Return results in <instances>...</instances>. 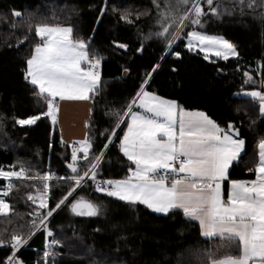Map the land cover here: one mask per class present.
Returning <instances> with one entry per match:
<instances>
[{"label": "trees", "instance_id": "trees-1", "mask_svg": "<svg viewBox=\"0 0 264 264\" xmlns=\"http://www.w3.org/2000/svg\"><path fill=\"white\" fill-rule=\"evenodd\" d=\"M103 6L104 0H0V167L12 170L14 166L19 170L23 164L29 176L55 173L56 179L48 182L50 209L71 187L60 178L71 175L67 164L72 162V149L61 143L57 125L44 115L46 102L35 95L38 90L25 79L26 59L39 42L35 26L48 23L72 26L74 36L86 41L91 38L90 54L96 50L103 57L100 91L91 96V115L87 121V137L93 142L89 160L92 152H98L105 142L101 133L112 126L114 117L107 113L123 111L139 90L145 73L159 64L146 85L147 90L175 100L186 110L205 112L221 127L233 123L246 141V154L241 163L233 166L230 180L254 179L255 174L248 168L254 166L256 143L264 136V117L258 105L237 94L264 91L260 83L264 70L257 71L264 62V19L258 18L259 13L257 18L251 14L224 15L204 25L209 34L221 35L236 45L239 56L225 61L215 57L205 59L203 53L188 51L186 38L173 46L174 51L181 53L179 57L162 40L144 39L141 33L156 31L153 26L156 10L151 0H107V9L101 16ZM14 11L22 16H14ZM124 12L131 14L134 23H125L120 18ZM145 12L147 15L136 18L138 13ZM113 41L127 44L128 48L120 49ZM245 71L252 75L255 84L244 83ZM30 116L39 119L32 125L16 123L17 119ZM127 121L125 117V124L116 129L119 136L123 135ZM113 141L100 163L104 179H122L130 165L119 151V141L115 138ZM86 166L87 162L81 160V171ZM12 182L15 188L7 199L15 213L9 218L0 216V231H4L5 239L13 231L27 232L19 225L30 222L29 213L38 207L27 200V195L35 194L36 188L42 189L38 181ZM6 184V180L0 179V188ZM80 196L100 204L101 214L77 218L65 205L53 213L48 225L62 243L57 249L61 253L57 264H206L204 251L220 256L229 250L221 247L226 242L218 238H203L198 223L187 221L182 212L158 215L141 204L96 192L91 181L77 188L66 204ZM44 243V231H37L20 249L19 259L24 264H37ZM10 254L9 247L0 246V261Z\"/></svg>", "mask_w": 264, "mask_h": 264}, {"label": "snow or ice", "instance_id": "snow-or-ice-1", "mask_svg": "<svg viewBox=\"0 0 264 264\" xmlns=\"http://www.w3.org/2000/svg\"><path fill=\"white\" fill-rule=\"evenodd\" d=\"M151 3L156 10L153 16L156 31H149L147 35L141 33L144 39L155 37L162 40L169 51H174L176 42L186 38L187 50H199L205 59L214 55L226 61L239 56L235 44L205 30L204 25L209 20L235 14L241 17L251 14L257 18V12L258 18L264 19V0H228L227 5L225 0H151ZM106 9L107 0H104L101 16ZM113 11L116 9L113 8ZM13 15L21 17L22 13L14 11ZM140 15L147 13H138L136 18L139 19ZM120 18L125 23H134L128 12L121 13ZM34 31L39 42L35 43L26 59L25 79L38 90L35 95L42 97L47 106L44 115L55 124L57 98L88 100L90 93L100 91L103 57L96 50L90 54L91 38L86 41L74 36L72 26L40 23ZM113 44L120 49L128 48L127 44L116 41ZM174 55L179 57L181 53L174 51ZM159 66L156 64L145 73L139 90L123 111L107 113L114 117L112 126L101 133L105 142L98 152H92L91 160V139L86 136L74 142L77 146L71 150L72 162L67 164L71 175L60 178L71 187L54 208L48 206V182L53 179L54 173L29 176L23 164L19 170H15L14 166H11L12 170L0 167V179L8 181L0 188V216L9 218L15 213L7 199L15 188L13 178L42 184V189L36 188L35 194L30 192L27 195L28 201L38 204L29 213L32 217L30 222L19 225L27 232L13 231L5 239L4 231H0V246L11 249V254L0 264H24L17 252L40 230L45 233V243L37 264H57V257L61 256L57 249L62 243L48 225L53 213L65 205L75 216L96 217L101 214V205L83 196L66 204L77 188L88 181L92 182L96 192L107 197L130 204L139 202L156 213L166 215L181 211L187 221L198 222L203 238H218L226 242L221 247L229 249L220 256L213 251H204L206 264H264V136L256 143L254 166L248 168L255 174V179L230 180L225 199L224 182L229 179L230 168L242 162L246 141L233 123L221 127L205 112L186 110L175 100L148 91L146 85ZM261 70H264V62L258 65L257 71ZM243 77L245 84L256 83L247 71ZM260 83L264 87V77ZM237 95L247 97L258 105L264 117V91H242ZM125 117L129 122L123 135L119 136L116 129L125 124ZM38 119L39 116H30L17 119L16 123L32 125ZM113 138L119 141V151L130 162L122 179H104L100 169L109 145L114 142ZM81 160L87 162L83 171L79 167ZM44 209L47 211H41Z\"/></svg>", "mask_w": 264, "mask_h": 264}, {"label": "crops", "instance_id": "crops-1", "mask_svg": "<svg viewBox=\"0 0 264 264\" xmlns=\"http://www.w3.org/2000/svg\"><path fill=\"white\" fill-rule=\"evenodd\" d=\"M230 58H234V57H230ZM92 94L93 93L89 94L90 99L88 100H60L59 98H57L58 111H57V120L55 124L58 127L60 140L63 145H66L72 148L73 146H75L74 142L80 141L87 136V121L91 115V108H92L91 96ZM134 110H139V109L134 108ZM245 151H246V145H245ZM244 156L245 154L242 153L241 160ZM232 170H233V167L230 168L229 170V179L224 182L225 199L227 198V192H228V187L230 183V175L232 173ZM135 204H140V203L137 202ZM156 214L161 215V216L166 215L162 213H156Z\"/></svg>", "mask_w": 264, "mask_h": 264}, {"label": "rangeland", "instance_id": "rangeland-1", "mask_svg": "<svg viewBox=\"0 0 264 264\" xmlns=\"http://www.w3.org/2000/svg\"><path fill=\"white\" fill-rule=\"evenodd\" d=\"M195 52H199V50H196ZM201 53V52H200ZM210 57H215L214 55H210ZM72 149V148H71ZM55 174V173H54ZM54 179H56V174L53 176V179L52 180H54ZM51 180V181H52ZM12 181H21V180H17V179H15V178H13V180ZM24 181H31V180H24ZM6 182H8V181H6ZM50 182V181H49ZM67 202V201H66ZM11 204V203H10ZM63 206V205H62ZM46 210V209H45ZM47 211V210H46ZM1 217H3V216H1ZM51 218V217H50ZM50 218H49V220H50Z\"/></svg>", "mask_w": 264, "mask_h": 264}, {"label": "built area", "instance_id": "built-area-1", "mask_svg": "<svg viewBox=\"0 0 264 264\" xmlns=\"http://www.w3.org/2000/svg\"><path fill=\"white\" fill-rule=\"evenodd\" d=\"M100 75H101V68H100ZM75 146H77V145H75ZM79 155H81V154H79ZM19 252H20V250L17 252V256H18Z\"/></svg>", "mask_w": 264, "mask_h": 264}, {"label": "water", "instance_id": "water-1", "mask_svg": "<svg viewBox=\"0 0 264 264\" xmlns=\"http://www.w3.org/2000/svg\"><path fill=\"white\" fill-rule=\"evenodd\" d=\"M74 215V214H73ZM75 216V215H74ZM77 218H90V217H79V216H75Z\"/></svg>", "mask_w": 264, "mask_h": 264}]
</instances>
